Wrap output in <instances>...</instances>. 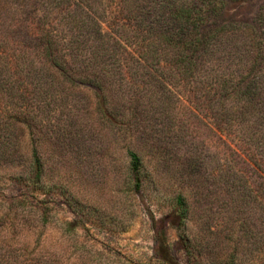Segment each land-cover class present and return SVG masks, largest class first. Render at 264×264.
<instances>
[{"label": "rangeland", "instance_id": "1", "mask_svg": "<svg viewBox=\"0 0 264 264\" xmlns=\"http://www.w3.org/2000/svg\"><path fill=\"white\" fill-rule=\"evenodd\" d=\"M81 1L0 0L8 29L0 31V264H264L256 152L237 126H214L192 82L141 57L158 29L150 3L93 0L86 6L98 22L73 26ZM222 2L204 10L201 29L236 22L264 30V0ZM45 24L62 52L72 45L87 56L102 30L108 41L94 62L50 66L40 46ZM129 150L141 158L138 178Z\"/></svg>", "mask_w": 264, "mask_h": 264}, {"label": "trees", "instance_id": "2", "mask_svg": "<svg viewBox=\"0 0 264 264\" xmlns=\"http://www.w3.org/2000/svg\"><path fill=\"white\" fill-rule=\"evenodd\" d=\"M93 0H82L78 9L70 13L73 26L98 22L97 15L89 13ZM139 1V0H138ZM152 6V25L158 27L150 42L142 46L141 57L151 64L164 62L171 71V77L182 78L183 82H192L195 99L204 103L214 116V126H237L238 137L246 141L251 152L258 156L251 160L252 172L257 173L264 185V30L257 33L248 23H226L214 29L203 30L200 21L207 8L221 7L222 0H140ZM134 0H124L131 7ZM89 7H87V6ZM118 11V9H116ZM129 10V9H127ZM122 9L120 8L119 12ZM134 11V10H129ZM142 16V9H141ZM2 16V14H1ZM6 18L0 17V31ZM165 23L168 27L163 28ZM100 41L107 42V31H100ZM41 54L44 63L68 70V61L84 57L87 63L94 62L102 55L98 43L96 48L88 50V55L78 47L68 46L62 52L61 39L52 33L49 25L40 29ZM96 38V36H95ZM241 39L248 44L243 46ZM3 43V40L0 39ZM94 42V41H93ZM93 44V43H92ZM100 44V43H99ZM246 47V48H245ZM243 54L242 62L227 66L223 59ZM85 55V56H84ZM223 58V59H222ZM81 60V59H80ZM162 65V64H160ZM164 66V65H163ZM240 75V76H239ZM102 89L104 80L98 75L90 76ZM103 89H106L103 88ZM159 90V89H158ZM156 90V93L157 91ZM172 101L173 96L162 95ZM162 96H159L162 98ZM177 97L174 96L176 100ZM205 109V108H203ZM131 171L137 176L142 168L141 158L134 150L128 151ZM251 157V159H253ZM34 180L39 181L40 159L33 148ZM136 185L137 182L135 183ZM175 204L181 215H186L188 207L186 197L179 193Z\"/></svg>", "mask_w": 264, "mask_h": 264}]
</instances>
